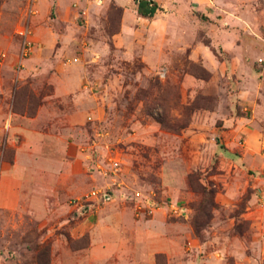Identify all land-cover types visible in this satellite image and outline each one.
I'll return each mask as SVG.
<instances>
[{
  "label": "rangeland",
  "instance_id": "rangeland-1",
  "mask_svg": "<svg viewBox=\"0 0 264 264\" xmlns=\"http://www.w3.org/2000/svg\"><path fill=\"white\" fill-rule=\"evenodd\" d=\"M65 1L0 0V264H264V0Z\"/></svg>",
  "mask_w": 264,
  "mask_h": 264
},
{
  "label": "built area",
  "instance_id": "built-area-1",
  "mask_svg": "<svg viewBox=\"0 0 264 264\" xmlns=\"http://www.w3.org/2000/svg\"><path fill=\"white\" fill-rule=\"evenodd\" d=\"M100 2V1H99ZM35 3V0H31L30 2V13H35V10L33 8V4ZM19 34L23 37V47H22V54H25L27 47L30 45L31 40L29 38V30L27 27H22V29L18 30ZM9 126V120H7L6 127ZM133 198L144 200L146 207L149 208L150 211L154 210V207L157 206V203L152 199V196L149 194H143L140 191H134L133 192ZM111 199V195L106 191L102 189H91L87 193H85L81 198H79L78 201H80L79 206L82 209H86L85 207L91 205L92 203H98V202H108ZM84 207V208H83ZM171 208L174 211H182V208H178L175 204L171 205Z\"/></svg>",
  "mask_w": 264,
  "mask_h": 264
},
{
  "label": "trees",
  "instance_id": "trees-1",
  "mask_svg": "<svg viewBox=\"0 0 264 264\" xmlns=\"http://www.w3.org/2000/svg\"><path fill=\"white\" fill-rule=\"evenodd\" d=\"M137 13L143 17H152L158 9V4L154 0H134Z\"/></svg>",
  "mask_w": 264,
  "mask_h": 264
},
{
  "label": "crops",
  "instance_id": "crops-1",
  "mask_svg": "<svg viewBox=\"0 0 264 264\" xmlns=\"http://www.w3.org/2000/svg\"><path fill=\"white\" fill-rule=\"evenodd\" d=\"M116 1V0H115ZM126 1V3L128 2V1H130V0H125ZM53 4V6L55 7V8H57V7H60L61 5H65V3H66V1L65 0H39V2H38V4H39V8L41 9V10H44V9H46L47 8V6L49 5V4ZM117 3H119V5H121L123 8H124V10H123V13L125 14L126 12H127V8H126V6L127 5H125V4H123L122 2H117ZM132 5L136 8V4H135V2H134V0H132ZM26 119L28 120V121H34V118H32V117H26ZM29 131V130H28ZM30 132V131H29ZM28 132V135H31V133H29ZM32 138H34V137H32ZM40 138H41V136H40ZM28 141H30V139L28 138L27 139ZM49 143V142H48ZM2 203V199L0 198V204Z\"/></svg>",
  "mask_w": 264,
  "mask_h": 264
}]
</instances>
